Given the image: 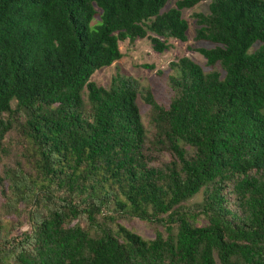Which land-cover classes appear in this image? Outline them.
I'll return each mask as SVG.
<instances>
[{
  "label": "trees",
  "instance_id": "trees-1",
  "mask_svg": "<svg viewBox=\"0 0 264 264\" xmlns=\"http://www.w3.org/2000/svg\"><path fill=\"white\" fill-rule=\"evenodd\" d=\"M168 1L0 0V163L15 126L34 158L0 172V208L28 226L12 236L0 218V264H264V1L161 12ZM203 1L194 40L212 45L196 49L212 70L182 57L166 106L143 91L148 139L135 81L90 78L120 59L119 42H185L181 10Z\"/></svg>",
  "mask_w": 264,
  "mask_h": 264
},
{
  "label": "rangeland",
  "instance_id": "rangeland-1",
  "mask_svg": "<svg viewBox=\"0 0 264 264\" xmlns=\"http://www.w3.org/2000/svg\"><path fill=\"white\" fill-rule=\"evenodd\" d=\"M176 1L177 0H169L161 12L173 8ZM208 4V1H203L189 9L181 10V18L186 21L188 26L185 42H179L178 40L169 38L165 40L168 49L162 53H155L147 38L137 39L131 43L127 40L119 42L118 50L121 54L120 59L113 62L108 67L95 71L90 78V81L96 86L104 89L110 87L113 78L116 76L130 78L135 81L139 92L136 103L148 139H151L154 128L150 120L151 114L149 107L145 105L142 100V96L144 95L143 91L149 90L158 104L166 106L173 95L170 91L167 80L170 75L175 74V71L173 69L171 70L169 64L176 62L182 57H186L193 63L197 64L204 73L212 70L210 67L206 66L204 58L196 52L197 48H211L212 45L203 41L194 40L196 29L194 15L207 14ZM97 22L98 19L95 18L92 21V24ZM257 47L258 44L253 45L250 51ZM144 66H151L152 69L144 68ZM215 69L219 70V67L216 66ZM83 98H85V92ZM12 106H14L13 103ZM19 129V126H15L13 131L5 136L3 145L7 153L1 158L0 172L3 166L12 168L15 166L16 162L21 163V166L27 172L31 169V163L34 158L29 152H26L27 145ZM161 159L167 161L168 157L163 156ZM201 198V193L199 192L196 196L190 199L186 205L194 206L201 202ZM4 204V196L0 195V205L3 206ZM0 218H2L5 223L14 225L15 230L12 231V236H18L21 232L28 230L26 217L22 214L19 208L18 214H13L9 209L0 208ZM82 219L83 218H79V222L78 220L72 221L70 225L80 223L81 226H84ZM200 221L201 224L205 223V220ZM118 223L145 240L153 238L156 231L155 226L149 225L136 218H124L119 220ZM93 234L94 231H91L90 235Z\"/></svg>",
  "mask_w": 264,
  "mask_h": 264
}]
</instances>
